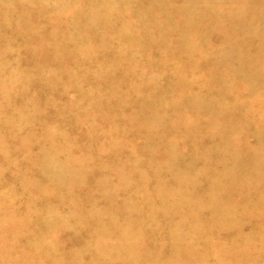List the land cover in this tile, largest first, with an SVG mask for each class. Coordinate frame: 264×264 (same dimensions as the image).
Segmentation results:
<instances>
[{
	"label": "rangeland",
	"instance_id": "1",
	"mask_svg": "<svg viewBox=\"0 0 264 264\" xmlns=\"http://www.w3.org/2000/svg\"><path fill=\"white\" fill-rule=\"evenodd\" d=\"M0 264H264V0H0Z\"/></svg>",
	"mask_w": 264,
	"mask_h": 264
}]
</instances>
